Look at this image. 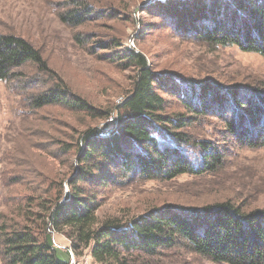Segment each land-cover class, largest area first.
I'll list each match as a JSON object with an SVG mask.
<instances>
[{
	"label": "trees",
	"instance_id": "trees-1",
	"mask_svg": "<svg viewBox=\"0 0 264 264\" xmlns=\"http://www.w3.org/2000/svg\"><path fill=\"white\" fill-rule=\"evenodd\" d=\"M70 5L61 19L71 26L84 24L97 11L95 3L87 0H71ZM150 6L170 18L175 29L209 46H237L264 57V0H157ZM106 47L121 48L122 55L117 56L136 73L120 104L103 110L74 93L27 39L0 33V80L20 79L23 86L25 74L16 70L30 63L41 74L56 78L44 91H22L31 109L63 104L106 121L103 126L86 127L61 148L74 156L63 178L41 180V188L23 196L19 206L5 214L0 226L5 264H71L72 253L84 251L97 264H156L157 257L174 247L218 264H264V208L238 196H222L200 206L156 208L129 220L99 219L96 187L123 185L139 177L167 181L185 174L215 175L227 164L220 146L196 141L189 130L199 117L211 113L208 97L215 90L203 92L202 97L200 90L197 101L188 104L186 93L191 97L193 92L184 84L177 96L190 115L168 112L161 74L152 70L147 56L116 41ZM226 91L224 98H214L218 109L234 113L232 117L216 114L226 125L225 134L242 146L263 147L264 87L251 89L246 98L237 95L236 88ZM113 113L117 121L111 125L107 120ZM54 233L64 235L70 246L57 247Z\"/></svg>",
	"mask_w": 264,
	"mask_h": 264
},
{
	"label": "rangeland",
	"instance_id": "rangeland-1",
	"mask_svg": "<svg viewBox=\"0 0 264 264\" xmlns=\"http://www.w3.org/2000/svg\"><path fill=\"white\" fill-rule=\"evenodd\" d=\"M87 1L95 3L96 13L84 24L71 26L61 19L71 9V0H0V33L15 34L31 42L49 68L98 109L108 110L120 104L132 88L136 73L135 67L117 56L122 55L121 48L106 47L112 41L147 56L152 70L161 74L165 85L161 95L168 101V112L190 115L177 96L184 84L193 92L191 97L186 93L188 104L197 101L200 90L201 97L203 92L215 90L208 97L211 113L199 117L189 130L196 141H210L227 156L225 168L215 175L185 174L167 181L139 177L123 185L96 187L99 219L129 220L152 209L200 206L222 196H238L251 206L264 208V146L245 147L226 135V125L216 114L232 117L234 113L218 109L214 99L224 98L229 88H236L237 95L246 98L251 89L264 87V57L237 46H209L175 29L170 18L150 6L157 0ZM16 72L25 74L23 86L20 79L0 80V226L5 214L17 208L23 196L41 188V180L57 182V178H63L74 156L65 155L61 148L71 144L86 127L106 123L63 104L31 109L22 91H44L55 84L56 78L52 73L41 74L32 63ZM115 115L110 116L108 124L116 123ZM53 236L57 247L70 246L64 235ZM167 254L157 257L156 264H218L181 247ZM0 264H5L1 254ZM71 264L97 263L89 251H84L74 255Z\"/></svg>",
	"mask_w": 264,
	"mask_h": 264
},
{
	"label": "built area",
	"instance_id": "built-area-1",
	"mask_svg": "<svg viewBox=\"0 0 264 264\" xmlns=\"http://www.w3.org/2000/svg\"><path fill=\"white\" fill-rule=\"evenodd\" d=\"M110 121L111 122L114 121L113 118H111ZM58 247H60V246H58ZM72 261H74V254L73 253H72Z\"/></svg>",
	"mask_w": 264,
	"mask_h": 264
}]
</instances>
